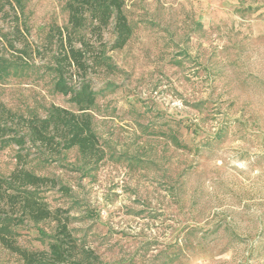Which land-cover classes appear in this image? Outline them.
<instances>
[{
    "label": "rangeland",
    "instance_id": "1",
    "mask_svg": "<svg viewBox=\"0 0 264 264\" xmlns=\"http://www.w3.org/2000/svg\"><path fill=\"white\" fill-rule=\"evenodd\" d=\"M124 2L128 41L110 50V23L109 67L87 74L103 160L87 162L76 147L48 154L26 139L19 148L6 135L0 178L20 155L54 179L42 199L68 211L73 236L106 264H264V0ZM65 26V0H22L17 19L0 15L7 108L40 117L51 105L76 110L54 90L45 44ZM53 229L44 220L13 231L21 247L41 250ZM0 264L24 263L0 245Z\"/></svg>",
    "mask_w": 264,
    "mask_h": 264
},
{
    "label": "trees",
    "instance_id": "2",
    "mask_svg": "<svg viewBox=\"0 0 264 264\" xmlns=\"http://www.w3.org/2000/svg\"><path fill=\"white\" fill-rule=\"evenodd\" d=\"M124 6V0H65L67 26L51 29L45 44L50 49L54 64V90L68 96L76 110L51 105L44 117L24 116L0 102V137L7 135L19 148L26 139L32 147L48 154L76 147L87 162L99 163L103 160L104 149L93 129L89 113V108L95 103L96 92L87 74L109 67L108 56L102 47L103 30L110 23L114 40L109 49H120L128 41L131 27ZM21 8L22 0H0L2 16L10 10L17 19ZM12 30L15 35L21 34L18 24L13 25ZM12 43V49L26 53L24 47L17 49ZM1 68L3 63L0 58ZM7 123L12 127H6ZM17 130L21 131L20 136L13 135ZM19 157L16 156V166L12 171L0 178L1 247L17 255L24 264H106L92 248L73 236L68 211L60 207L50 208L42 199L40 190L56 186V181L26 169ZM44 220L54 223L53 238L47 249L21 247L13 228L24 221L38 223Z\"/></svg>",
    "mask_w": 264,
    "mask_h": 264
}]
</instances>
